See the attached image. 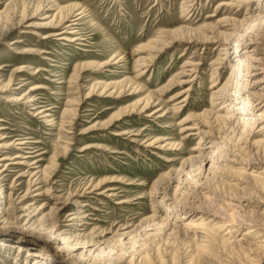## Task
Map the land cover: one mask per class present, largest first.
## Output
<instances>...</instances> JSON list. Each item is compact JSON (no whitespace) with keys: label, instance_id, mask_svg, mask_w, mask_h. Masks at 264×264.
<instances>
[{"label":"rangeland","instance_id":"rangeland-1","mask_svg":"<svg viewBox=\"0 0 264 264\" xmlns=\"http://www.w3.org/2000/svg\"><path fill=\"white\" fill-rule=\"evenodd\" d=\"M257 228L264 0H0V264H264Z\"/></svg>","mask_w":264,"mask_h":264},{"label":"bare ground","instance_id":"bare-ground-1","mask_svg":"<svg viewBox=\"0 0 264 264\" xmlns=\"http://www.w3.org/2000/svg\"><path fill=\"white\" fill-rule=\"evenodd\" d=\"M78 6V5H77ZM77 6H75V7H77ZM72 7V6H71ZM75 7H73V8H75ZM80 7V6H79ZM65 9V8H64ZM72 14H74V10L71 8V9H69L68 10V12L66 13V14H63V12H62V15H61V19H66L67 17H69V16H72ZM76 14V13H75ZM81 14H83V12H79L78 14H76L77 15V17L76 18H74L73 19V22H71L69 25H67V27H66V31L68 32V30H69V32L68 33H78L77 32V30H76V25H78V21H76V20H80L83 16H80ZM65 31V33H67ZM82 32V31H81ZM60 33H62V35H63V33L64 32H60ZM79 34V33H78ZM60 35V34H59ZM71 34H66V35H64V36H62V38H64V39H66V40H68V39H72V38H70L69 36H70ZM82 37L81 36H75L74 38H73V40L75 41V40H79V39H81ZM18 41V40H17ZM146 61H144L143 62V65H142V67H144V66H146ZM144 70V69H143ZM236 73V72H235ZM237 74V73H236ZM121 92V91H120ZM181 94V93H180ZM179 94V95H180ZM252 95H253V97L255 98H260V96L258 95V93L257 92H255V91H252ZM144 107H146V104L144 105ZM143 107V108H144ZM41 113V112H40ZM1 159H6L5 157H3V158H1ZM249 232H255V234H258V235H262V233L264 232V230H262V229H260V228H257V229H251V230H249ZM206 234V233H205ZM263 236H264V234H263ZM262 242L264 243V239L262 240ZM251 254L254 256H257V257H259V255L258 254H256V253H253L252 251H251ZM259 260H262V259H260L259 258ZM256 261V260H255Z\"/></svg>","mask_w":264,"mask_h":264}]
</instances>
